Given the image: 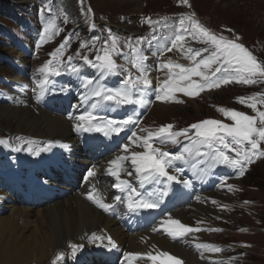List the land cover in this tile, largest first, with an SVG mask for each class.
Instances as JSON below:
<instances>
[{"label": "rangeland", "instance_id": "374dc122", "mask_svg": "<svg viewBox=\"0 0 264 264\" xmlns=\"http://www.w3.org/2000/svg\"><path fill=\"white\" fill-rule=\"evenodd\" d=\"M1 1L13 11L15 9V12V7H18V11L22 14L15 16L17 21L25 19L29 26H34V29L29 30L26 36L18 24L14 25L0 15V26L15 37L12 41L4 39L0 35V106L13 107V103L20 101L18 98L25 99L26 96L21 93L20 85L15 84L14 81H17L15 79L22 78L25 80V85L28 86L27 89L32 91L37 78L41 76L39 69L50 59H53L50 54L64 41L65 37L71 38L68 47L64 50L62 59L65 62L71 56L82 71L80 78L64 70L63 72L65 77L72 76L82 84V78L86 77L89 70L86 68L87 65L83 64L82 57L88 55L89 59H94L97 54L96 49H99L104 41L108 40V30H111V34L118 38L119 49L128 53L129 49L125 47V43L131 42L135 45L139 34L151 28L146 23L149 18L152 21H159L169 15L179 14L186 17L194 14L195 18L204 27L216 35L224 36L229 40L239 37L238 42L243 44L259 61L264 62V0H189L190 7L183 5L181 0H139L136 4L119 0ZM24 12L25 14H23ZM11 19L13 20V16H11ZM74 22L80 24L79 32H75L76 24ZM93 24H95V29L92 28ZM46 26H51L49 32L42 34ZM84 30H91L93 36L81 39L79 33ZM36 32L40 35V42L35 48L31 36ZM42 35L46 38L41 39ZM94 37L100 39L95 42L93 48L92 39ZM21 42L22 44H19ZM187 42L186 40L184 42L185 48H193L201 44L193 40ZM82 43H86L87 46L81 48ZM18 48L33 52L35 58L29 61L28 57L22 55V50H18ZM10 51L20 55L27 64L21 65L18 63L11 56L12 52ZM77 52H79V55H77ZM179 53L174 49L170 53L172 57L170 59L179 61L181 59ZM114 59L123 68L130 65V63H124V59L120 56H115ZM53 63H55L54 60ZM10 65L16 66L17 69L10 67ZM129 70L131 73L136 71L134 68ZM154 72L156 71L153 70ZM156 73L147 75V79L150 80V77L153 76L154 81L158 83L167 80L168 72L166 69ZM108 79L111 82L115 81L114 77ZM65 84L63 83V85ZM69 85L75 88L72 81L69 82ZM50 86L55 88L56 85L52 83ZM223 87L225 89L221 91L219 89L205 90L194 97H186L182 93H177L176 98L182 101L181 103L152 100L150 104L154 106L151 108V112L149 111L150 114H147L146 121L138 127L137 134L147 136L148 131H155L161 126L167 125H173V130L178 131L206 119H215L231 124L232 121L225 118L218 110L219 108L237 110L253 115L240 103H236L237 106L235 105V100L239 98L243 86L231 83ZM77 95L76 92L72 94L73 97ZM80 96L79 94L78 97ZM159 105L169 107L170 110H167L166 113L153 112L154 108L156 109ZM34 107L40 109L37 104ZM14 126L15 122L13 120L8 123L0 122V140L6 141V144H0V147L3 146L8 150L17 151L18 148H24V143L35 141L33 137L14 132L16 131ZM182 138H180V141ZM162 147L164 150L176 153L181 151L183 146L169 144ZM261 148L264 149V144H261ZM120 150L123 151L122 144L118 151ZM142 151H144L143 147H138L133 142L129 144L128 153L123 155ZM228 154L234 156V153ZM198 159L193 155L189 157V163H179L177 165L182 167L184 172L190 170L193 179L191 177L185 179L189 182H195V186L191 190L190 186H184L186 195L189 193L190 195L187 197L182 195L183 184H174L169 195L160 204L159 209L161 212L175 211L178 214L182 211H193L194 206L206 204L211 209L220 210L218 213H213L208 217L195 221L192 227H198L201 231L179 237L180 240L191 243L193 246L192 254L204 264H264V156L256 157L253 163L246 166L243 176L232 179L226 182L225 185L217 184L221 180L213 177L214 173L223 168L222 165L210 169L205 164H198ZM126 164L128 170L131 171L130 162H126ZM193 164H197L198 178L196 177V171L193 170ZM8 174L7 162L2 163L0 181L2 177H7ZM181 178L184 179L182 176ZM127 179L131 181L130 178ZM7 185L9 183H5L2 187ZM134 185H136V180ZM196 185H200L205 192ZM147 187L151 188L152 186ZM216 191H224L229 197L226 198V201L207 198V195ZM213 200L216 203H212ZM226 209L227 211H224ZM29 210L37 213L42 209ZM245 227L247 231L249 229L248 232H244ZM207 229H213L214 231ZM197 244H209L219 248L220 251L214 252L197 248ZM177 247L179 248L180 245H177ZM68 250H66V254ZM182 264L187 263L182 260Z\"/></svg>", "mask_w": 264, "mask_h": 264}, {"label": "snow or ice", "instance_id": "6c2138e0", "mask_svg": "<svg viewBox=\"0 0 264 264\" xmlns=\"http://www.w3.org/2000/svg\"><path fill=\"white\" fill-rule=\"evenodd\" d=\"M181 3L190 7L189 0H181ZM146 23L150 27L155 24L172 32V36L165 37L166 43L164 44L153 45V41L157 40L155 36L148 40L149 47L154 48V55L162 57L166 52L176 49L190 63L184 65L172 60L159 63V69H167L168 78L153 89L151 82L147 79V73L151 70L146 63L148 54L143 52L140 47L145 38H136L135 45L131 42L125 43V47L131 53L129 56L128 53L119 49L118 38L111 34V30H108V40H105L103 45L96 49L97 54L94 59H89L88 55L82 57L83 64L94 69L98 76L95 80L88 77L82 78V88L85 91L82 92L79 99L81 104L88 107L81 115L68 117L69 120L76 121L73 127L77 132H96L107 138H111L113 134L119 135L129 126L139 124L135 108L126 117L119 120L108 119L100 113L114 111L124 105H133L137 108L146 106L152 103L150 97L153 95L156 101L181 103L182 101L176 98L177 93H182L186 97H194L205 90L219 89L222 85L231 83L243 85L264 83V62L259 61L243 44L239 43V37L229 40L224 36L216 35L204 27L194 14L181 17L171 24L164 21H152L150 18ZM50 27L46 26L43 30L44 33H48ZM92 28L95 29V24L92 25ZM45 38L44 35L41 36V39ZM70 38L65 37L64 41L50 54L53 59H50L39 69L42 79L38 85L40 91L36 95L37 102L44 98L49 90L48 86L52 84L49 77L60 76L61 69L78 78L81 77V67L73 63L71 56L66 62L62 59ZM186 38L205 46L197 49L185 48ZM99 39V37L92 39L93 48ZM86 46V43L81 44V48ZM115 56H120L126 63H131L139 75L133 77L131 72L117 64ZM117 75L122 77L119 86L114 88L105 83L107 78ZM239 103L246 105L256 115L219 108L218 110L225 118L232 121L231 124L215 119H206L178 131L173 130V125H167L161 126L155 131H148L147 136H140L135 131L131 132L128 143L123 146V151L128 153L129 144L133 142L138 147H143L144 151L131 152L130 155H117L109 162L107 173L115 181L114 187L119 193L114 196V203H106L103 198H95L91 193L86 198L106 213L114 210L116 204H123L129 213H136L142 209L159 208L164 198L171 192L173 184L189 186V180L182 179L180 175L184 169L177 165L189 163V157L193 155L199 158L198 164H205L210 169L217 165L226 166L234 170L238 176H243L248 164L253 163L256 157L264 156V149L261 148V144H264V111H260L257 107L258 104L264 105V95L240 97ZM181 137L188 142L183 145L181 151L172 153L163 149L162 146L165 145H179ZM0 144H6V141L0 140ZM51 146L48 144L44 147L30 148L29 152L38 156ZM63 147L67 148L68 145H63ZM228 153H234V156ZM126 162H130L131 171L125 166ZM192 167L196 171L197 164H193ZM122 173L133 177L136 180V185L128 179H123ZM94 176H96V172L88 170L87 177L84 179L87 180ZM227 178L222 177L221 180ZM149 185L152 187L148 188ZM212 203H216V201L213 200ZM161 224L167 234L174 239L201 231L198 227L185 225L179 219L171 217L162 221ZM157 230L156 227L153 228V231ZM89 239L95 242L103 240L105 237L93 233ZM107 242L109 246L116 247L111 237H107ZM68 247L72 249V255H74L82 245L69 243ZM196 247L214 252L220 251L219 248L209 244H197ZM125 255L135 254L126 253ZM63 258V252L58 253L53 264ZM161 258L167 264H182L180 258L167 252H160L159 256H147V259L153 262Z\"/></svg>", "mask_w": 264, "mask_h": 264}, {"label": "bare ground", "instance_id": "6f19581e", "mask_svg": "<svg viewBox=\"0 0 264 264\" xmlns=\"http://www.w3.org/2000/svg\"><path fill=\"white\" fill-rule=\"evenodd\" d=\"M119 1L136 4L139 0ZM10 52L18 63L27 64L20 55ZM151 74L152 72H149L148 75ZM154 79L153 76L150 77L151 84H157ZM15 80H17L14 81L15 84L21 85L25 91V80L22 78ZM19 100L12 105L13 107L0 106V122L8 123L13 120L16 128L14 132L33 137L37 147L48 144L52 146L46 154L40 153L33 159L14 153L6 147H0V155H3L10 164L9 178L18 184V167L20 166L28 168L34 165L40 170H54L61 166L75 165L77 171H81L77 174L80 185L76 191L67 184L70 181L68 178L53 181L57 178L50 174L48 180L44 181L39 175L33 174L32 182L40 184V189L33 191L35 194L51 193L55 189L62 192L64 189L71 191H65L64 201L51 199L47 207L37 213L27 209L31 200L17 204L9 198L7 193L0 191V264H53L60 252H63L64 258L56 261V264H82V258L94 264H167L163 258L155 262L147 259L148 255L159 256L160 252L174 255L187 264H204L192 254L193 246L190 242L170 237L161 222L171 217L179 219L185 225L193 226L196 220L218 213L220 210L211 209L204 204L194 206L193 211H182L173 215L172 213L160 214L158 219L159 211L156 209H142L136 213H129L123 204H116L114 210L106 213L96 204L92 205L88 200H82L78 195L85 192L86 186L82 185L84 176H87L88 170H94L96 172V176L92 177L94 182L105 190L108 197L107 203H114L113 198L119 193L114 187L115 181L107 173V168L109 162L116 156L101 164L105 166L106 171L95 165L97 160L112 154L116 147L110 145L109 148L97 153L96 150L89 148L71 155L70 147L81 148L79 139L73 134L75 122L68 120L62 110L52 116L41 109H35L34 101ZM167 110L170 108L159 105L153 112L166 113ZM63 145L68 147L65 148ZM61 152L68 155V158L61 159L59 157ZM92 152L98 156L97 160L92 158ZM12 155L13 157H10ZM28 155L32 153L29 152ZM21 194L23 195L22 191ZM227 197L229 195L224 191L207 195V198H214L217 201H226ZM131 217L142 222L139 225H132L129 229L130 224L127 221ZM154 227L158 230L153 231ZM245 231H247L246 227ZM93 233L104 236L105 240L92 242L89 238ZM107 237H111L116 247L108 245ZM69 243L82 245V247L72 255V249L68 247ZM177 245L180 247L178 248ZM68 249L70 252L66 255ZM126 253L135 255L126 256Z\"/></svg>", "mask_w": 264, "mask_h": 264}, {"label": "trees", "instance_id": "16d2710c", "mask_svg": "<svg viewBox=\"0 0 264 264\" xmlns=\"http://www.w3.org/2000/svg\"><path fill=\"white\" fill-rule=\"evenodd\" d=\"M16 8V12H15V9H14V11L12 10V9H10L9 7H8V5L7 4H5V3H3L1 0H0V15L3 17V18H5L6 20H9V21H11L14 25H17V24H19V25H21V24H23L25 21H23L24 19H20L19 21H15V16L17 15V14H22V13H20L18 10H19V8L18 7H15ZM11 16H13V20L11 19ZM78 24V23H77ZM6 32H8L6 29H4L3 27H1L0 26V35L4 38V39H6V38H8V33L6 34V35H3V33H6ZM83 35H84V33H83ZM245 90H247V89H245ZM248 90H252V89H249L248 88ZM254 91V93H253V96L254 95H257V94H261V95H264V91H261V90H253ZM240 97V96H239ZM236 103H239V99H236L235 100V105L237 106V104ZM257 107H258V109L260 110V111H264V105H260V104H258L257 105ZM245 109H248V108H245ZM249 112H251L253 115L252 116H254V112L252 111V110H248Z\"/></svg>", "mask_w": 264, "mask_h": 264}]
</instances>
